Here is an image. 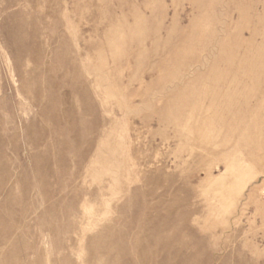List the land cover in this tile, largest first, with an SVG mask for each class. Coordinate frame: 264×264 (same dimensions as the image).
<instances>
[{"label":"rangeland","instance_id":"374dc122","mask_svg":"<svg viewBox=\"0 0 264 264\" xmlns=\"http://www.w3.org/2000/svg\"><path fill=\"white\" fill-rule=\"evenodd\" d=\"M0 264H264V0H0Z\"/></svg>","mask_w":264,"mask_h":264}]
</instances>
